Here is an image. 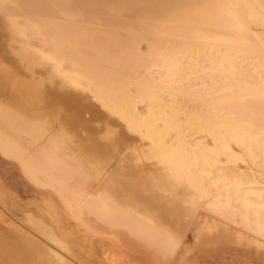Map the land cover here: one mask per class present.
Instances as JSON below:
<instances>
[{"label":"bare ground","instance_id":"obj_1","mask_svg":"<svg viewBox=\"0 0 264 264\" xmlns=\"http://www.w3.org/2000/svg\"><path fill=\"white\" fill-rule=\"evenodd\" d=\"M0 156L41 202L0 207V264H75L60 208L156 258L192 226L264 254V0H0Z\"/></svg>","mask_w":264,"mask_h":264},{"label":"rangeland","instance_id":"obj_2","mask_svg":"<svg viewBox=\"0 0 264 264\" xmlns=\"http://www.w3.org/2000/svg\"><path fill=\"white\" fill-rule=\"evenodd\" d=\"M4 37H6L5 34L2 39H4ZM2 42L4 43V44L2 43V45H4L2 47L5 48L6 40L4 41L2 40ZM52 104H55L57 106L53 110L55 109L57 110L58 108L57 102L54 101V103ZM55 105L51 106V108L54 107ZM99 116L105 117L104 115H102V113ZM102 119L99 118L98 120L100 121H94V122L92 121V123L96 122L98 124H100V122L103 121L100 125H97L96 123H95L96 125H93L90 122L93 125V127L94 126L96 127L95 129V127L94 128L91 127L92 125L90 124L92 130L95 129V131L96 130L100 131L101 129H103L100 127H103L105 125L104 121H106V119L104 120ZM4 164L8 168L12 166L10 160L4 159L3 157L0 156V203H2L0 204L1 209L2 210L5 209L6 211H15V209H19V207H21L24 204H26V206L30 209H35L40 202V199L37 196L38 194L35 193V191H33L32 189L28 191H22V188L20 187L18 189L15 188L12 182H11L12 184H10V180L13 181V178L9 176L8 172L7 173L5 171L2 172L3 169L2 166ZM12 170L14 171L15 167H12ZM17 178L21 179L19 176H17ZM3 199L5 202L3 201ZM37 199L39 200L38 202L36 201ZM15 202L19 204V206L16 205ZM63 212L64 211L60 208V224H61L60 226H62L60 227V238L63 237L64 240L66 238L70 243L69 246L67 244L70 250L67 253V255L74 260L72 262L75 264H79V263L80 264H165L166 262H169L166 264H250V263L264 264V254L261 249H257V250L248 249L245 248V246L243 247L242 244L236 245V243L234 244L230 242H226V243L214 242L216 244L210 242L211 244H207V245H205V243L208 242H204L202 244L198 243L196 240H194L195 238L192 231L193 226L188 230L184 238L186 248H180L179 250H177V252H175V254L169 256L167 259L156 258L152 255V253L149 250L148 251L145 250L147 252L145 254L144 249L133 250L125 247L124 248L122 247L121 249V247L120 248L116 247L114 244H112V242L106 245L105 243L106 239L103 237L96 236L97 238H95V236L86 233L84 229H82L81 227L78 226L75 227V225L66 216V214L63 215ZM47 213L46 216L50 214ZM67 240L65 241L67 242ZM80 243L85 247L78 245ZM70 245L72 246V249ZM201 245L204 247H201ZM193 246L194 247L196 246L195 248H197L196 249L197 252ZM200 247L202 249H200ZM141 250L143 251V253ZM147 254L150 256H148ZM170 257L172 259L169 260ZM229 257L231 258L230 260Z\"/></svg>","mask_w":264,"mask_h":264},{"label":"snow or ice","instance_id":"obj_3","mask_svg":"<svg viewBox=\"0 0 264 264\" xmlns=\"http://www.w3.org/2000/svg\"><path fill=\"white\" fill-rule=\"evenodd\" d=\"M107 136H111L112 135V132L109 131L108 133H106Z\"/></svg>","mask_w":264,"mask_h":264}]
</instances>
